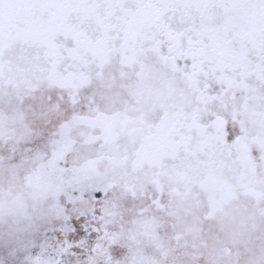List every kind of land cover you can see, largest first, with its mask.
Returning <instances> with one entry per match:
<instances>
[{"label":"snow or ice","instance_id":"6c2138e0","mask_svg":"<svg viewBox=\"0 0 264 264\" xmlns=\"http://www.w3.org/2000/svg\"><path fill=\"white\" fill-rule=\"evenodd\" d=\"M0 264H264V0H0Z\"/></svg>","mask_w":264,"mask_h":264}]
</instances>
